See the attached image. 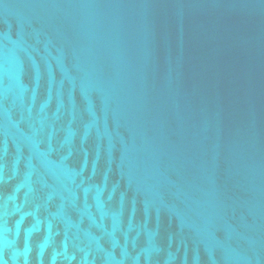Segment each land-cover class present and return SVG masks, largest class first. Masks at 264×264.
<instances>
[{
	"label": "water",
	"instance_id": "95a60500",
	"mask_svg": "<svg viewBox=\"0 0 264 264\" xmlns=\"http://www.w3.org/2000/svg\"><path fill=\"white\" fill-rule=\"evenodd\" d=\"M0 264H264V0H0Z\"/></svg>",
	"mask_w": 264,
	"mask_h": 264
}]
</instances>
